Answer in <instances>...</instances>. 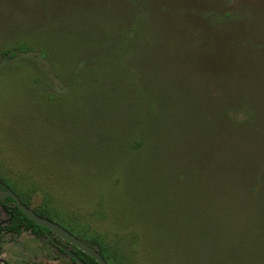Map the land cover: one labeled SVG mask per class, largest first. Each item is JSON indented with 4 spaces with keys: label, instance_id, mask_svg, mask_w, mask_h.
<instances>
[{
    "label": "rangeland",
    "instance_id": "rangeland-1",
    "mask_svg": "<svg viewBox=\"0 0 264 264\" xmlns=\"http://www.w3.org/2000/svg\"><path fill=\"white\" fill-rule=\"evenodd\" d=\"M0 183L111 264H264V0H0Z\"/></svg>",
    "mask_w": 264,
    "mask_h": 264
},
{
    "label": "trees",
    "instance_id": "trees-1",
    "mask_svg": "<svg viewBox=\"0 0 264 264\" xmlns=\"http://www.w3.org/2000/svg\"><path fill=\"white\" fill-rule=\"evenodd\" d=\"M19 48V47H18ZM16 52L12 50H4L1 52V57L4 59H12L16 57ZM9 203L10 205H7ZM1 204L5 207L7 210V214L10 218L9 223L3 227V229L15 233H20L22 229L24 230H31L34 234L39 235L41 231L44 230V228L36 225L34 222L29 220L25 215L17 208V206L14 204V201L11 198H5ZM0 204V205H1ZM25 205V204H24ZM37 212V211H36ZM40 214V213H39ZM2 230V228H0ZM97 240L96 236H90L89 241H87V244L89 246H94L95 244L93 241ZM113 249L110 246H107L103 243H99V246H97L96 250L97 252L104 258L107 264H111L112 257H113ZM78 256L81 258L83 262L86 264H97L92 258H90L86 254H82V256L77 252ZM117 259L116 261L122 262V258L119 257V254L116 253Z\"/></svg>",
    "mask_w": 264,
    "mask_h": 264
},
{
    "label": "water",
    "instance_id": "water-1",
    "mask_svg": "<svg viewBox=\"0 0 264 264\" xmlns=\"http://www.w3.org/2000/svg\"><path fill=\"white\" fill-rule=\"evenodd\" d=\"M0 187L3 189L0 190V199L2 198H11L17 208L27 217L29 220L34 222L36 225L53 232L55 235L59 236L60 238L64 239L67 243L73 245L81 252L85 253L86 255L90 256L97 264H107L104 258L91 246L85 244L69 231L61 227L60 225L43 218L37 215L32 209L25 206L19 199V197L10 189L6 188L0 183ZM71 259L75 261L76 264H85L79 257H77L72 252L67 253Z\"/></svg>",
    "mask_w": 264,
    "mask_h": 264
},
{
    "label": "flooded vegetation",
    "instance_id": "flooded-vegetation-1",
    "mask_svg": "<svg viewBox=\"0 0 264 264\" xmlns=\"http://www.w3.org/2000/svg\"><path fill=\"white\" fill-rule=\"evenodd\" d=\"M3 188L0 187V190H2ZM9 198V197H7ZM5 198H2L0 199V204L1 202L4 200ZM20 199V198H19ZM21 201V200H20ZM15 204V203H14ZM7 205H10L9 203H7ZM26 206V205H25ZM29 208V207H28ZM31 209V208H30ZM33 210V209H32ZM34 211V210H33ZM37 215L43 217V218H46L54 223H56L55 221L49 219L48 217H45L41 214V212H36L34 211ZM0 213H3L4 216H5V219L3 221H0V228H2V230L0 229V264H8L7 262H5L3 259H2V255H3V250H2V247H1V243H2V237H3V234L4 233H11V234H14V235H19L21 234L22 232L24 231H27L29 232L31 235L34 236V238L38 241H43L45 242V244L47 245V247L54 251L56 254H58L59 256H65L67 258V260L72 263V264H76L75 261L73 259H71V257H69V255L67 254L68 252H72L73 254H75L77 257L78 254L77 252L82 256V254H85L83 252H81L79 249H77L76 247H74L73 245L67 243L64 239L60 238L59 236L55 235L53 232H50L49 230L45 229L43 231H41V233L39 235H36L34 234L31 230H24L22 229L20 231V233H15V232H11V231H7L5 229H3V227L5 225H7L9 223V216L7 214V210L5 209V207L1 204L0 205ZM40 213V214H39ZM45 215V214H44ZM58 224V223H56ZM59 225V224H58ZM61 226V225H60ZM63 227V226H61ZM64 228V227H63ZM65 229V228H64ZM67 230V229H66ZM68 231V230H67ZM71 233V232H70ZM72 234V233H71ZM75 236V235H74ZM77 237V236H75ZM78 238V237H77ZM79 239V238H78ZM81 240V239H79ZM82 241V240H81ZM84 242V241H82ZM85 244H87L86 242H84ZM88 245V244H87ZM96 250V249H95ZM97 251V250H96ZM90 257V256H89ZM80 258V257H79ZM91 258V257H90ZM81 259V258H80ZM85 263V262H84ZM30 264H43L41 261L38 260V258H35L33 260L32 263ZM86 264V263H85Z\"/></svg>",
    "mask_w": 264,
    "mask_h": 264
}]
</instances>
